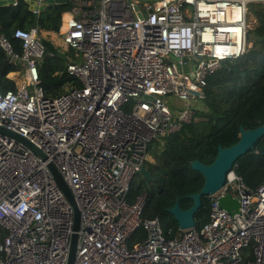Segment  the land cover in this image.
Here are the masks:
<instances>
[{
	"label": "built area",
	"instance_id": "1",
	"mask_svg": "<svg viewBox=\"0 0 264 264\" xmlns=\"http://www.w3.org/2000/svg\"><path fill=\"white\" fill-rule=\"evenodd\" d=\"M255 1L264 2L70 0L60 33L78 52L66 72L81 87L54 98L39 85L41 29L14 31L21 54L0 30L9 63L24 71L14 91L0 92V127L46 156L0 133V264H66L73 210L48 162L80 211L74 264H264V182L251 189L236 165L208 196L200 229L168 238L158 218H143L144 193L128 200L151 144L191 123L208 78L246 51L247 4ZM227 193L239 203L232 214L218 203ZM139 229L145 238L129 246Z\"/></svg>",
	"mask_w": 264,
	"mask_h": 264
},
{
	"label": "trees",
	"instance_id": "2",
	"mask_svg": "<svg viewBox=\"0 0 264 264\" xmlns=\"http://www.w3.org/2000/svg\"><path fill=\"white\" fill-rule=\"evenodd\" d=\"M68 8V4L48 5L35 19L25 0H17L15 5L0 6V30L13 50L21 54V42L13 36L16 29L32 26L51 29L61 24L62 13ZM255 12L258 23L264 24V11ZM255 44L257 46L247 49L239 58L222 62L221 67L208 78L203 98L207 110H195L200 121L184 124L179 132L165 137L163 143L154 142L149 148L148 155L153 162L146 161L144 167L152 179L139 175V181L135 176L131 182L128 200L132 202L144 193L143 218H158L163 230H170L166 233L168 238L180 232L168 209L176 200L182 209L189 208L193 201L188 195L199 192L204 182L202 175L191 169L189 163L199 159L210 164L219 145L227 147L238 140L239 125L256 128L264 124V41ZM8 59L0 47L1 93L16 89L15 82L7 77L16 69ZM64 66L63 60L56 56L43 57L37 64L39 85L46 97L54 98L71 87H81L77 78L63 73ZM234 165L235 173L248 187L255 189L260 186L264 182V135ZM209 205V197L202 195L201 206L195 214L196 229L208 220ZM2 235L0 233V240ZM144 238L145 232L139 229L127 243L131 246Z\"/></svg>",
	"mask_w": 264,
	"mask_h": 264
},
{
	"label": "water",
	"instance_id": "3",
	"mask_svg": "<svg viewBox=\"0 0 264 264\" xmlns=\"http://www.w3.org/2000/svg\"><path fill=\"white\" fill-rule=\"evenodd\" d=\"M14 2L15 0H0V6L13 5ZM25 2L28 5V10L34 14L36 19L37 14L35 11H41L45 9L46 6L52 4L68 3L70 0H25ZM138 16L141 17V14L138 13ZM59 27V25H54L52 27V30L55 31L56 35L60 34ZM254 34L257 37V42L264 41V24L257 22V25L254 28ZM42 44L46 49V53L44 55L45 59L49 56H56L63 61H66V55L58 49L54 41L43 38ZM174 60H177V58H174ZM183 61H186V58H184ZM63 73H66V65L63 67ZM0 133L16 139L31 150L41 160H46L44 153L26 138L3 127H0ZM263 135L264 124L256 128H244L242 125H239L238 140L227 147L219 145L217 147V153L210 164H204L199 159L192 160L189 163L191 169L198 171L202 175L204 182L199 192L188 195V198L193 201L189 208L182 209L179 206L178 200H176L174 205L168 209V212L173 215L175 221L177 222L179 230L195 227V214L201 206V196H210L219 190L225 183L226 174L232 169L235 161L247 151L253 149L254 144ZM46 166L73 210L72 233L69 240L66 264H74L79 239L78 231L80 228V211L71 190L62 179L57 168L51 162H48ZM140 175L145 177L147 180L152 179L145 167L140 170ZM218 203L221 208L231 214L238 211V200L237 198H233L230 193L221 196L218 199Z\"/></svg>",
	"mask_w": 264,
	"mask_h": 264
},
{
	"label": "rangeland",
	"instance_id": "4",
	"mask_svg": "<svg viewBox=\"0 0 264 264\" xmlns=\"http://www.w3.org/2000/svg\"><path fill=\"white\" fill-rule=\"evenodd\" d=\"M259 10H263L264 11V2L263 1H255V2H251L249 4H247V14H246V22H247V49H251L254 48L255 46H257L255 43L257 42V37L254 34V28L257 25V19L256 17V12L255 11H259ZM42 31V35H44L47 38L50 39H54V43L57 45V47L60 49V51H62L65 55H66V61L64 62V65H66L67 61L72 60L74 58H76L78 52L72 48H69L67 45H65L64 41H63V34L60 33L59 35H54L52 36V34L50 32H48V30L45 29H41ZM178 66V64H176ZM188 69V67H186V70ZM225 85H227L226 83H224ZM203 92H205V89L203 90ZM169 101L171 102V104L179 107V109L184 108L186 103L183 100H178L175 97H169L168 98ZM192 103V102H191ZM204 101L203 99H196L193 102V107L194 110H207L206 106L204 105ZM200 121V118H197L194 115V119L192 120V122H198ZM154 143L151 144V147L153 146ZM153 162V158L148 156L147 159V163H151ZM140 173L136 175V180L139 181L140 178Z\"/></svg>",
	"mask_w": 264,
	"mask_h": 264
},
{
	"label": "crops",
	"instance_id": "5",
	"mask_svg": "<svg viewBox=\"0 0 264 264\" xmlns=\"http://www.w3.org/2000/svg\"><path fill=\"white\" fill-rule=\"evenodd\" d=\"M41 1H44V0H41ZM63 4H68L69 5V8L66 12L62 13V16H61V24L59 25L60 27L63 25V22L66 20L67 17H70L72 16L73 14L70 13V8H71V3L68 2V3H63ZM14 5V4H13ZM52 5H60V4H52ZM47 7V6H46ZM40 12V11H39ZM39 14V13H38ZM38 16V15H37ZM57 25V24H56ZM38 27V26H37ZM59 27V29H60ZM41 29V28H40ZM45 30H48V32H50L53 36V34L55 35V31L51 29H45ZM42 31V30H41ZM42 33V32H41ZM43 38H46V39H49L51 41H53L54 39H50V38H47L45 37L44 35H42ZM59 49V48H58ZM60 50V49H59ZM49 57H52V56H49ZM67 60V59H66ZM41 60L38 61V63L40 62ZM7 77L11 80H13L14 82H17L19 83L21 81V79L24 77V71L21 70L20 68L18 69H15L14 71H11L8 73ZM177 107V106H176Z\"/></svg>",
	"mask_w": 264,
	"mask_h": 264
}]
</instances>
